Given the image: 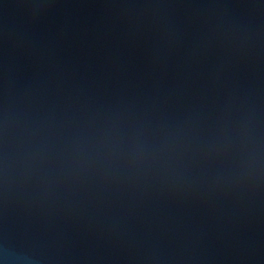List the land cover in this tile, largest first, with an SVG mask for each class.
Masks as SVG:
<instances>
[{
	"label": "water",
	"instance_id": "1",
	"mask_svg": "<svg viewBox=\"0 0 264 264\" xmlns=\"http://www.w3.org/2000/svg\"><path fill=\"white\" fill-rule=\"evenodd\" d=\"M0 264H264V0H0Z\"/></svg>",
	"mask_w": 264,
	"mask_h": 264
}]
</instances>
